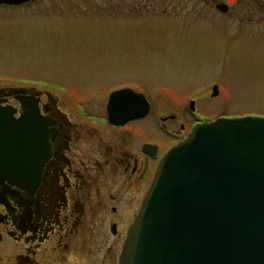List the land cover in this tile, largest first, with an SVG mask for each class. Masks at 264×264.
Instances as JSON below:
<instances>
[{
    "label": "flooded vegetation",
    "instance_id": "af4514ba",
    "mask_svg": "<svg viewBox=\"0 0 264 264\" xmlns=\"http://www.w3.org/2000/svg\"><path fill=\"white\" fill-rule=\"evenodd\" d=\"M198 1L230 14L228 0ZM43 2L5 0L0 8ZM99 3L125 14L138 5L186 6L185 0ZM248 22L264 36V17ZM57 85L0 83V264H119L163 156L198 123L227 115L202 116L191 93L174 101L176 110L155 113L154 100L166 98L133 80L88 85L82 96Z\"/></svg>",
    "mask_w": 264,
    "mask_h": 264
},
{
    "label": "rangeland",
    "instance_id": "374dc122",
    "mask_svg": "<svg viewBox=\"0 0 264 264\" xmlns=\"http://www.w3.org/2000/svg\"><path fill=\"white\" fill-rule=\"evenodd\" d=\"M73 1L0 8V83L59 84L82 96L88 85L133 80L164 95L155 113L176 110L174 101L191 93L202 116H264V36L247 25L264 17V6L228 0L225 14L185 0L125 14L100 9V0Z\"/></svg>",
    "mask_w": 264,
    "mask_h": 264
},
{
    "label": "water",
    "instance_id": "95a60500",
    "mask_svg": "<svg viewBox=\"0 0 264 264\" xmlns=\"http://www.w3.org/2000/svg\"><path fill=\"white\" fill-rule=\"evenodd\" d=\"M119 264H264V116L200 122L166 152Z\"/></svg>",
    "mask_w": 264,
    "mask_h": 264
}]
</instances>
